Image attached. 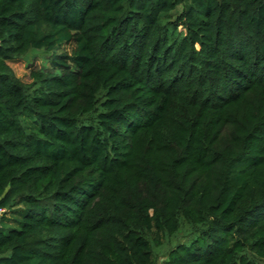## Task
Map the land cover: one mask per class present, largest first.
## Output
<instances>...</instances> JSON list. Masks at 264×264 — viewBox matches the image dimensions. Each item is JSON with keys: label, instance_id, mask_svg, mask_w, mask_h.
Returning <instances> with one entry per match:
<instances>
[{"label": "trees", "instance_id": "obj_1", "mask_svg": "<svg viewBox=\"0 0 264 264\" xmlns=\"http://www.w3.org/2000/svg\"><path fill=\"white\" fill-rule=\"evenodd\" d=\"M161 246L264 264V0H0V264Z\"/></svg>", "mask_w": 264, "mask_h": 264}, {"label": "rangeland", "instance_id": "obj_2", "mask_svg": "<svg viewBox=\"0 0 264 264\" xmlns=\"http://www.w3.org/2000/svg\"><path fill=\"white\" fill-rule=\"evenodd\" d=\"M181 8H178L176 10V13L180 11ZM73 48V44H68V45H62L61 46V52H69ZM45 57L44 53L41 52H32L28 55L27 59H21V60H13L11 62H8V66L11 68L13 71L14 75L20 79L22 82L27 83L29 82V75H30V69L31 66L33 68H40L42 66L46 67V63L44 62ZM4 216V222L5 224L12 225L16 221V214L13 212H7ZM177 241L178 242H183L184 238L180 234L177 236ZM166 249L167 246H161L159 249H156V258H157V263L156 264H163L166 261Z\"/></svg>", "mask_w": 264, "mask_h": 264}]
</instances>
